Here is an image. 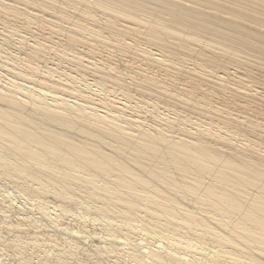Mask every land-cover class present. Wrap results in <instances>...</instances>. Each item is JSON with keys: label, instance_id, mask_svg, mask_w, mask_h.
<instances>
[{"label": "bare ground", "instance_id": "6f19581e", "mask_svg": "<svg viewBox=\"0 0 264 264\" xmlns=\"http://www.w3.org/2000/svg\"><path fill=\"white\" fill-rule=\"evenodd\" d=\"M12 1L7 9L12 17L51 31L48 37L26 38L13 29L2 34L0 179L23 198L51 196L62 212L82 202L94 205L100 219L84 223H102L109 236L97 238L111 248L131 245L135 264L147 258L154 264H264V143L242 138L245 127L264 134V91L227 72V65L238 70L248 63L231 49L236 39L264 61V29L239 20L264 15V0H231L251 14L214 0H114L124 13L106 26L114 29L115 46L128 54L108 70L91 50L78 48L91 43L84 17L63 30L21 8L70 19L67 4L87 8L93 0ZM144 9L152 14L144 16ZM160 13L166 17L155 16ZM231 38L234 43L224 42ZM128 40L147 44L135 47ZM190 56L212 71L184 70L181 62ZM221 56L218 71L213 65ZM223 88L230 90L235 110L253 112L251 117L263 112L260 121L230 122L220 107L214 110L213 104L232 101ZM199 111L215 114L209 119L212 130L191 131L201 123ZM231 129L235 137L227 139ZM8 194H0L7 208L21 209ZM45 202L39 210L54 222L57 210ZM134 218L173 231V238H156L146 226L129 222ZM134 236L162 241L171 251L133 242ZM66 256H58L59 264L67 263Z\"/></svg>", "mask_w": 264, "mask_h": 264}, {"label": "rangeland", "instance_id": "374dc122", "mask_svg": "<svg viewBox=\"0 0 264 264\" xmlns=\"http://www.w3.org/2000/svg\"><path fill=\"white\" fill-rule=\"evenodd\" d=\"M185 1L187 2V0ZM214 1L222 5L227 4L231 8L238 10V12L241 11V12H244L245 14L246 13L249 14L250 12H252L250 11L249 8H247L246 6L244 7L241 4H238L236 1H231V0H214ZM12 4H13L12 0H0V43H2V34L4 32L11 31L12 29L19 31V32L18 31L16 32V35L26 36V38L27 36L29 37L30 35L38 36V35H41V33H44L43 34L44 37L45 36L48 37L49 31H51L48 25L45 27L46 31L41 32V29L39 28L38 25L28 23L24 19V17L22 18L12 17L7 12L8 7L12 6ZM66 6L71 8L70 9L71 11L69 12V14L74 15V17L69 19L68 14H67L64 17L59 18L51 11L42 12V11H36V10L30 9V8L25 9L24 6H22L21 8L24 11V15L25 13L26 15H29V12L33 13V15L36 16L39 20H49L52 22L53 25H56V26L59 25L60 29H63V30L70 27L74 23L73 21H77L75 18L84 17L83 18L84 22L81 19L79 20L82 21L81 23L85 24L84 30H87L85 34H86V37H88L91 40V43H90V47L86 45H82V46H79L78 48L80 51H85V52H87V50H91L93 54L96 55L95 57L96 60L104 62L102 63V65H105L106 67L105 70H108L109 65L113 62L115 63L119 59L120 56L122 55L126 56L128 54L127 52L122 51L121 48H117L115 46L116 38L114 35V29L110 28L111 29L110 30L106 26L107 25L106 20L112 17H116V15L120 13H124L121 7V4L117 3L114 0H93V2L92 1L90 2V5H87V8H84L81 5V3H73L72 5L67 4ZM144 10H142V13L144 16H148L149 14L147 13L152 12L151 10H147V9H144ZM253 11L256 12L260 10L253 9ZM155 16L159 18L166 17L165 14H161V13L160 15H155ZM255 17H258V22L255 20ZM255 17L252 16V17L244 18L241 16V19L239 20H243L247 22L248 25H250L251 27L257 26V27L264 29V15L260 14ZM142 18L144 19V17ZM7 20H11L8 26L6 25ZM90 30L97 34L96 36H94L95 38L92 37V35H94L95 33H92ZM19 38L20 37L18 36L15 37V39L17 40ZM58 39L60 38H55V42H58ZM118 41H119V38H118ZM224 42H227L229 44L234 43V38L233 39L231 38ZM128 43L134 45L135 47L140 46L141 48L142 47L144 48L146 42L138 43V41L132 42L128 40ZM231 46H232L231 48L232 50L240 53V56H242L241 58L249 63V64L243 63V65L238 67V70H235L236 67H234L233 65H227V72H229L232 75L231 78H234L235 80H238V78H241L243 80L251 81L250 83H251V87L253 88V90L264 91L262 89L264 88V85L262 86V84H264V64H263L264 61H262L261 59L262 57L258 53H256V50H254V48L250 46L243 47L242 45H240L237 39L235 43ZM156 52L157 51H155V53ZM130 55L132 58L131 59L128 58V60L134 61L133 58L135 57V55H132V54ZM221 59H222V56L218 60H216L213 65L216 69H218V71H221V70L218 67L219 63L217 61ZM193 61H195L193 56H190L184 61H182L181 65L184 67V70L195 69L200 72V70L203 69L202 71L203 73L204 72L208 73L212 71V69L209 68L208 66H205V65L200 66L199 64L196 65L194 64ZM196 62L200 63L199 61H196ZM55 63H57V61H55ZM116 64H119V63H116ZM219 75L221 76L222 73H219ZM187 77H190V76H187ZM194 83L198 84V82H194ZM199 90L201 91V88ZM200 91L198 94H200ZM221 92L223 93L222 95L225 97V99L228 98L232 100V98L230 97L232 95L230 93V90L226 91L223 88ZM198 98L202 102H206V99H203L199 95H198ZM210 106L211 104H209L208 108H210ZM217 107H220L222 109V111H220L219 113H222L223 116H225V119L230 122H232V119H237V117L243 118V119L246 117L247 118L250 117L253 121H258V120L260 121L259 117L261 116L263 117V112L259 110L257 111V113H254L252 117H251V114L253 112L238 111L237 109L235 110V105H234L233 100L229 101L224 106L213 104L214 110H217ZM199 113L200 114H197L195 117H198L199 118L198 121L201 123H199L200 125L193 124L192 126H190L189 128L191 129V131L195 132L196 131L195 128H199L203 131L212 130V127L209 124V119H211V117H213V115L215 114H204V113H201L200 111ZM234 130L236 129H231L228 135L229 137L227 139H230L231 137H235L233 134ZM242 130L244 134L241 133L240 131L239 132L240 134H243L242 138L245 139L246 141H252V142L256 141V142L264 143V134L260 130H257L252 127H248V129L245 127ZM244 144H245L244 142L238 143L239 147H243ZM262 147L264 148V146ZM2 193L3 194L9 193L8 195L9 196L11 195L10 197L15 200L14 203L22 207L21 209H19L18 207L10 208L9 210V208H7V204L4 203L0 199V254H1L0 264H59L60 259L58 260V258L59 257L62 258L63 256H66V255H68L66 256L67 258L66 264H72V263L73 264H88V263L89 264H135V262L133 261L134 259H137L138 257L136 254H133V256L131 255L132 254L131 253L132 250L130 249V247L132 248L131 245L125 246V244H122L120 245V248H115V247L111 248L110 244L107 245L108 242L101 241L99 238H97L99 237V235L100 237L109 236L108 235L109 232L104 229L105 227L102 226L103 225L102 223H100L101 226H99L98 225L99 221L96 222L95 225L93 223L91 225V223L89 222H87L88 223L87 225V223L85 222L87 226L85 225L84 218H86L87 220V218L88 219L89 218L100 219L101 217L96 212L95 208L93 209L94 205L90 203L82 202L83 204L81 203V205L70 206L69 208H67V210H69L70 212V213L68 212L69 213L68 214L66 212H62L61 209L57 207L60 203L54 202L55 200L51 196L44 197V196L38 195L37 193L36 194L30 193L27 195V197L23 198L22 195L18 192V190L15 187H13V185L10 182H8L6 179H3V178L0 179V194ZM43 201L44 202L46 201L45 203H49L50 205L48 204V206L49 207L51 206V209L53 208V210H57L55 211V213H57L56 214L57 216L59 214V216L58 217L56 216V218L54 219V222H51L50 220L48 221L47 218H44L45 217L44 214L43 213L41 214L42 211L39 209H41L40 204ZM37 202H39V204ZM19 210L21 211L19 212ZM20 213L22 216L20 215ZM25 214L27 216H25ZM10 216L12 217L9 218ZM25 217H29V218L31 217L32 219L30 218V221L26 222L23 219ZM21 219L23 221H21ZM129 222L137 224V225L146 226V228L150 230V233L152 235L156 236V238L158 239L161 237L162 238L161 240H163V238L165 237L173 238V235H174L173 231L166 230L163 227L155 225L149 219H147L146 221H142L140 218H134L132 220H129ZM31 224H34V226ZM63 231H66V232L63 233ZM35 235H39V236L36 237ZM118 235L120 236V234ZM74 236L75 237L77 236V237L74 238ZM134 240L137 242L140 241L138 242L139 244L147 245V247L149 246V248H157V249L160 248L161 251L163 252L171 251L169 247L165 246V243H162V241L159 243L156 241H151V240L147 241L145 238H141V237L139 238L138 236L133 239V242ZM143 240H145L148 243L150 242L151 244L150 243L145 244L146 242ZM37 241L39 243H37ZM76 245L78 246V248L75 247ZM98 247H101V248H98ZM99 249L101 251L103 249L104 250L101 252ZM110 249H111V252H110ZM120 249H122L123 252L122 250L120 251ZM124 251L127 252V254ZM61 252H65V253H61ZM128 252L131 253L130 256ZM46 253L49 256H47ZM57 253H61V254L58 255ZM43 256H45L44 257L45 259L43 258ZM46 256L49 257L48 260H46ZM145 260L148 262L146 264H154L148 258ZM159 264H164V263H159Z\"/></svg>", "mask_w": 264, "mask_h": 264}]
</instances>
